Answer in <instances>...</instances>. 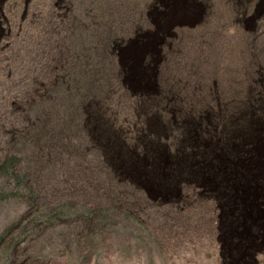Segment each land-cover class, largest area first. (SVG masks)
Listing matches in <instances>:
<instances>
[{"label":"rangeland","instance_id":"1","mask_svg":"<svg viewBox=\"0 0 264 264\" xmlns=\"http://www.w3.org/2000/svg\"><path fill=\"white\" fill-rule=\"evenodd\" d=\"M263 97L264 0H0V264H264L253 118L235 212L203 181L117 178L79 106L166 154L197 115L230 131Z\"/></svg>","mask_w":264,"mask_h":264},{"label":"trees","instance_id":"2","mask_svg":"<svg viewBox=\"0 0 264 264\" xmlns=\"http://www.w3.org/2000/svg\"><path fill=\"white\" fill-rule=\"evenodd\" d=\"M87 98L79 100V106L84 117L88 113L92 117L87 127L88 140L104 153L117 178L129 175L132 182H137L151 175H163L160 177L162 191L168 196L181 181H203L206 187H212L224 199H230L227 206L235 212L243 207L240 197L234 194L233 184L243 182L250 173L237 163L254 157L248 152L251 143L247 139L248 130L243 126L253 118L257 123V133L264 137V97L261 103H253L246 116H241L230 131L221 129L214 118L209 123L205 115H197L166 154L158 150V135L145 130L139 132L138 142L133 141L129 148L123 146L119 132L109 128L101 109L94 102L89 103ZM143 155L145 160H142Z\"/></svg>","mask_w":264,"mask_h":264}]
</instances>
